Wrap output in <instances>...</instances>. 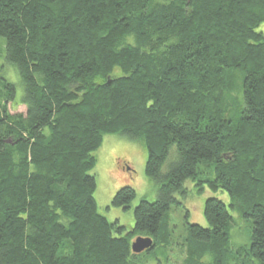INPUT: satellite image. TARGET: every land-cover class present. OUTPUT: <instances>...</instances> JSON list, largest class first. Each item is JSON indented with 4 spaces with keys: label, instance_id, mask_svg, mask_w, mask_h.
I'll return each mask as SVG.
<instances>
[{
    "label": "trees",
    "instance_id": "1",
    "mask_svg": "<svg viewBox=\"0 0 264 264\" xmlns=\"http://www.w3.org/2000/svg\"><path fill=\"white\" fill-rule=\"evenodd\" d=\"M262 24L264 0H0L24 91L0 88V264H148L145 253L183 249L182 264H264ZM233 92L241 106L227 117ZM108 135L148 152L156 195L131 228L95 198ZM194 185L212 194L208 227L187 220ZM136 197L123 186L111 206ZM174 209L187 214L179 228ZM234 214L252 223L249 245L231 243ZM139 237L153 245L136 254Z\"/></svg>",
    "mask_w": 264,
    "mask_h": 264
},
{
    "label": "rangeland",
    "instance_id": "2",
    "mask_svg": "<svg viewBox=\"0 0 264 264\" xmlns=\"http://www.w3.org/2000/svg\"><path fill=\"white\" fill-rule=\"evenodd\" d=\"M258 31L264 33V24L259 27ZM1 43L3 45L0 46V88L3 89L5 82L14 84L17 90L16 101H18L24 94L22 80L18 69L6 61V42L3 38H0ZM232 95L231 102L234 101L241 106L238 99L239 92H233ZM9 109L12 114H27V108L24 105L14 106L10 104ZM238 109L239 107L234 103L230 104L226 108L225 114L227 117L231 116ZM94 155L97 159V165L92 174L97 178L98 186L95 198L100 212L111 222L118 220L122 226L133 227L135 223L134 208L143 198L153 200L154 195H156V189L145 172L148 158L147 149L139 140L120 135H108L105 136L102 147ZM123 186L132 187L137 194L128 210L111 206L114 196ZM192 189L194 192L189 193L185 200L186 209L190 212L187 220L202 227H208L202 213L205 205L204 199L212 196V194L206 188L202 194L196 193V186ZM221 196L226 199L228 204L230 203L227 195L221 194ZM185 217H187L186 213L174 209L171 224L179 228L183 223L185 224ZM234 217L235 223L231 231L232 245L234 247L249 245L252 236V223L241 218L239 214H234ZM185 237L186 235L183 232H176L175 243H184ZM145 254L147 261L149 260L148 264H155V257L158 256L161 258L162 264H182L186 256L184 249L183 251H168L167 253L159 251L155 257L151 253ZM166 255L167 258L165 259Z\"/></svg>",
    "mask_w": 264,
    "mask_h": 264
},
{
    "label": "water",
    "instance_id": "3",
    "mask_svg": "<svg viewBox=\"0 0 264 264\" xmlns=\"http://www.w3.org/2000/svg\"><path fill=\"white\" fill-rule=\"evenodd\" d=\"M153 241L150 238H143L139 237L137 240L132 244V250L134 253L139 254L148 250L152 247Z\"/></svg>",
    "mask_w": 264,
    "mask_h": 264
}]
</instances>
